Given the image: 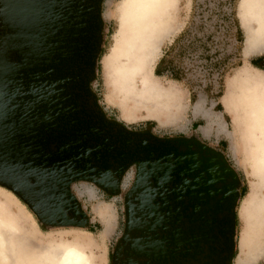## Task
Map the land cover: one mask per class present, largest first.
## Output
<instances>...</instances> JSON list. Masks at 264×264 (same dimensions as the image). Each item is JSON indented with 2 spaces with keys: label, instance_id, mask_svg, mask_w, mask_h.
<instances>
[{
  "label": "rangeland",
  "instance_id": "obj_1",
  "mask_svg": "<svg viewBox=\"0 0 264 264\" xmlns=\"http://www.w3.org/2000/svg\"><path fill=\"white\" fill-rule=\"evenodd\" d=\"M232 1L199 0L195 16V0H170L166 10L146 6V0H102L100 50L88 83L93 96L88 107L93 109L96 102L105 122L173 144L174 155L195 158L191 168L205 166L207 185L212 184L208 190L215 194L210 203L223 205L226 221L228 207L236 202L230 264H264V70L252 65L264 50L244 55L241 23L243 11L254 33L261 32L258 45L263 46L264 0H236L242 42L236 28L216 24L221 18L218 11L229 12ZM185 32L174 51L181 55L177 56L187 73L185 81L162 76V84L177 90H144L143 76L155 78L158 63ZM156 48L146 63L145 55ZM219 124L226 131H220ZM138 174L136 162L120 176L114 173L115 191L97 181L69 180L68 187L59 189L70 208L66 217L65 208L55 200H25L0 184V221L14 228L11 234L2 231L0 244L6 246L0 251L7 258L2 259V253L0 264H49L48 256L65 247L78 248L91 264H117L127 230V197ZM226 221L221 230L225 244L230 231ZM131 260L144 264L141 258Z\"/></svg>",
  "mask_w": 264,
  "mask_h": 264
},
{
  "label": "water",
  "instance_id": "obj_2",
  "mask_svg": "<svg viewBox=\"0 0 264 264\" xmlns=\"http://www.w3.org/2000/svg\"><path fill=\"white\" fill-rule=\"evenodd\" d=\"M101 3L0 0V90L11 99L0 115V184L24 199L55 200L66 217L70 208L59 190L66 182L112 188V175L136 162L117 264H135L133 257L144 264H230L236 202L227 209L228 224L223 205L210 203L215 194L205 166L191 168L195 158L174 155L173 144L105 122L96 102L88 107Z\"/></svg>",
  "mask_w": 264,
  "mask_h": 264
},
{
  "label": "bare ground",
  "instance_id": "obj_3",
  "mask_svg": "<svg viewBox=\"0 0 264 264\" xmlns=\"http://www.w3.org/2000/svg\"><path fill=\"white\" fill-rule=\"evenodd\" d=\"M170 0H146V6L151 3V7L156 8L157 10L164 9L166 10L169 6L168 2ZM168 5V6H167ZM242 10V7H241ZM257 17H260V14L258 13ZM241 23L243 27V31L245 32V45H244V55L248 56L254 53H258L264 50V45H258L259 41L263 38L261 32L254 33V30L248 25L246 18L243 16V11L241 14ZM156 29L155 30V39L158 40L159 37V22L156 23ZM260 30H264L263 26L261 27ZM153 34V30L151 31ZM153 38V36H151ZM156 48L154 52L150 54L145 55V61L146 63L151 62V60L154 58L156 55ZM155 78H147L143 76L144 82L143 86L145 87L144 90H177L173 86H166L160 82V79L157 75L154 76ZM220 131L225 130V126L223 124H219ZM226 131V130H225ZM264 162V160H263ZM14 228L6 223L4 220L0 221V239H2V231H5V234H11L12 230ZM2 245H5V242H1L0 248ZM3 253V250L0 251V255ZM3 258H7L5 252L3 253ZM1 257V256H0ZM47 262L49 264H91L90 259L87 254L83 253L81 250H79L76 247H65L62 252L59 254L52 253L51 255L48 256ZM1 263H4L2 261Z\"/></svg>",
  "mask_w": 264,
  "mask_h": 264
},
{
  "label": "trees",
  "instance_id": "obj_4",
  "mask_svg": "<svg viewBox=\"0 0 264 264\" xmlns=\"http://www.w3.org/2000/svg\"><path fill=\"white\" fill-rule=\"evenodd\" d=\"M233 5L231 6V10L228 12H222L218 11L219 16L221 17L219 20H217V25H226L228 27H234L236 28V34L240 42L243 41V36L241 34L240 26H239V20L236 15V7H237V1L233 0ZM231 2V3H232ZM200 3L199 0H195V7H194V14L195 16L198 15V11L200 9ZM222 10V9H221ZM186 32L183 33L178 40H176L175 44L170 48L169 51L165 54V56L161 59V61L158 63L155 74L158 77L167 76L170 80L176 81V82H184L187 73L180 67L178 58L181 57V55L178 56L174 54V51L178 44L182 42L186 38ZM264 56L255 59L252 61V65L260 70H264ZM192 100H196V96L193 95Z\"/></svg>",
  "mask_w": 264,
  "mask_h": 264
},
{
  "label": "snow or ice",
  "instance_id": "obj_5",
  "mask_svg": "<svg viewBox=\"0 0 264 264\" xmlns=\"http://www.w3.org/2000/svg\"><path fill=\"white\" fill-rule=\"evenodd\" d=\"M11 99L7 93L0 90V115H3L5 110H9Z\"/></svg>",
  "mask_w": 264,
  "mask_h": 264
}]
</instances>
